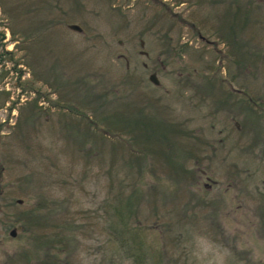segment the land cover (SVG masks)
Instances as JSON below:
<instances>
[{"label":"rangeland","instance_id":"1","mask_svg":"<svg viewBox=\"0 0 264 264\" xmlns=\"http://www.w3.org/2000/svg\"><path fill=\"white\" fill-rule=\"evenodd\" d=\"M162 1L0 0V264L264 263V192L229 205L215 156L199 193L200 78L232 66L196 40L248 31L259 59L264 0Z\"/></svg>","mask_w":264,"mask_h":264},{"label":"flooded vegetation","instance_id":"2","mask_svg":"<svg viewBox=\"0 0 264 264\" xmlns=\"http://www.w3.org/2000/svg\"><path fill=\"white\" fill-rule=\"evenodd\" d=\"M153 1L169 11L164 1ZM226 34L225 38L213 35L210 39L203 34L202 30H196V40L200 48H211L214 59H218V64L232 66V72L223 76L211 74L213 79L208 80L207 75L203 74L200 78L202 81L211 83L213 89L210 95L211 105L206 107L209 109L208 112L213 114L210 126L211 131H215L216 137L207 139L204 136L203 127L199 130L201 154L197 166L198 189L203 197V193L212 190V183H217L211 179V173L207 168L209 165L205 163L213 161V158L217 156L221 162H228L229 168V181L223 188V193L228 194L229 205H235L239 209L246 206L251 192H262V194L264 192V47L259 49L258 54L261 57L257 59L258 63L253 57L257 53L252 51L248 31L242 33L240 42L233 40L236 37L234 33L227 32ZM220 40L221 48L218 43ZM256 70L257 73L254 72ZM257 79L259 84L255 82ZM221 113L227 115L230 127L220 126L217 115ZM251 115H257L260 123L253 140L250 138L249 128ZM214 141L221 146H216ZM206 142V145L212 149L210 156L204 153L203 145ZM251 160L255 164L253 172L251 171ZM258 173L262 174V179L259 180L262 184L261 188L251 184V179L255 178Z\"/></svg>","mask_w":264,"mask_h":264},{"label":"water","instance_id":"3","mask_svg":"<svg viewBox=\"0 0 264 264\" xmlns=\"http://www.w3.org/2000/svg\"><path fill=\"white\" fill-rule=\"evenodd\" d=\"M69 29L73 30V31H76V32H81L82 29L78 26V25H69L68 26ZM149 80L154 84V85H158V80H157V77L155 74H151L149 76ZM18 203H22L21 200L18 201ZM10 236L11 237H14L15 236V231H11L10 232Z\"/></svg>","mask_w":264,"mask_h":264}]
</instances>
